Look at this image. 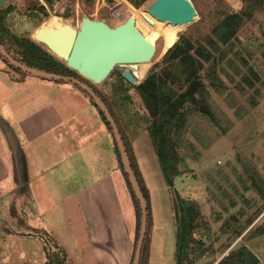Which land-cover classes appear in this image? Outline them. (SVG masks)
<instances>
[{"label": "rangeland", "instance_id": "rangeland-1", "mask_svg": "<svg viewBox=\"0 0 264 264\" xmlns=\"http://www.w3.org/2000/svg\"><path fill=\"white\" fill-rule=\"evenodd\" d=\"M96 1L102 8L97 13L96 9L84 8L86 15L94 12V17L116 26L136 14L131 6L149 9L155 0ZM192 1L198 15L185 24L179 40L188 39L196 47L204 45L212 57L201 58L203 94H199L198 102L186 105L187 122L175 140L183 171L174 187L179 195L167 186L147 131L152 116L139 87L145 80L141 73H136L140 83L133 84L123 79L122 69L127 67L118 65L102 83H89L107 98L126 136L132 139L137 135L149 185L142 176L149 198H156L160 217L165 220L171 216L172 227L178 232L175 197L198 204L201 216L194 233L196 242L184 264H221L226 255L243 245L253 250L258 264H264V236L255 238L249 232L247 239L239 237L251 219L264 214V0ZM233 12L238 13L242 24L237 36L223 43L215 30ZM20 22L22 19L13 27L19 35L27 29ZM161 42H155V55ZM5 44L16 52L14 57L21 56L16 39ZM148 69H171L184 78V66L178 60L162 57ZM182 82V87L174 83L175 88L184 89V79ZM54 118L60 120L55 122ZM103 120L92 97L73 82L19 70L0 52V264H101L92 256L88 261L83 258L87 236L83 225L87 222L78 194L80 184L86 186L88 179H95L115 162L105 160L108 144L99 141L98 129H104L115 143ZM19 144L25 154L20 167ZM53 149L59 152L44 162L40 154ZM119 166L122 168L121 163ZM122 200L123 205L109 198L104 202L106 210H113L104 220L112 221L118 208L128 212L129 200ZM232 215L240 216L237 225ZM177 232L173 249L166 239V253L161 255L162 243L156 241L151 259L146 238L143 264H179Z\"/></svg>", "mask_w": 264, "mask_h": 264}, {"label": "trees", "instance_id": "trees-1", "mask_svg": "<svg viewBox=\"0 0 264 264\" xmlns=\"http://www.w3.org/2000/svg\"><path fill=\"white\" fill-rule=\"evenodd\" d=\"M241 24L242 23L239 19L238 13H229L220 23V25L216 27L215 34L220 38L221 41H223V43H228L237 36ZM180 41L181 39L166 52L163 60L171 62L178 60L184 66V78L175 75L171 69H163L159 72H152L151 70L147 78L139 84L146 107L152 116L151 122L147 127V131L150 133L152 138L154 149L158 156L159 163L161 164L165 181L171 188L175 187L174 184L176 178L183 172L182 168L180 167L181 156L177 151V143L175 140L180 136L179 134L182 131L184 124L187 122L189 109L186 105L188 103L198 102L199 94H203V91L200 90V87H202L204 84L200 74L203 68L202 59L210 60L212 57V54L205 48L204 45H199L196 47L195 44L188 39L184 41L182 40V42ZM17 44H19V47L22 49V51H18L21 56H17L18 58L16 57L19 61L27 63L28 66H35L51 73L71 75L69 71L70 67L64 62L59 61L50 53L48 56L40 54L37 50L40 49L41 46L36 42L25 39L17 41ZM183 79L186 83V87L184 89L175 88L174 83L176 82H179L181 85L180 87H182ZM246 80H248L250 83L252 82V80L248 78ZM96 92L105 101L116 119L124 142L127 146V150L131 159V166L139 180L142 191L148 200L149 230L151 219L149 189L145 185L137 160L131 151V148L128 146V143L125 141V136L122 132V128L115 115V112L111 109L107 98L99 91ZM84 93L87 92L84 91ZM100 112L113 133L111 124L108 122L105 114L101 111V109ZM116 149L120 156L122 168L124 169L117 143ZM124 174L127 178L136 205L138 215V241L142 217L141 205L125 170ZM174 192L178 193V195L180 194L178 189H175ZM176 198L178 200H176ZM173 206H175L179 221L177 232V247L179 254L178 263L184 264V262L189 259L191 245L196 242L194 233L199 226L197 219L201 216V212L199 211L198 204L195 201L185 197H175ZM144 252L145 244L142 253L141 264H143L145 255ZM258 263V257L246 246H241L237 250H232L221 261V264Z\"/></svg>", "mask_w": 264, "mask_h": 264}, {"label": "water", "instance_id": "water-1", "mask_svg": "<svg viewBox=\"0 0 264 264\" xmlns=\"http://www.w3.org/2000/svg\"><path fill=\"white\" fill-rule=\"evenodd\" d=\"M5 2L6 0H0V5ZM149 11L163 20L181 24L193 21L198 15V10L192 0H155L149 7ZM148 19L153 22V19L149 17ZM36 37L47 43L56 53H59L70 67L96 84L102 83L116 66L151 60L157 51L156 44L137 28L134 15H130L126 21L116 26H112L104 20L92 19L86 16L83 18L80 30L70 24L50 29L43 26L37 31ZM0 52L12 65L22 71L54 80L73 82L86 91L105 114L113 129L124 170L129 176L133 190L141 205V227L132 263L141 264L148 232V200L131 166L127 146L109 107L97 92L81 79L72 75L51 73L35 66H28L15 58L5 48L1 40ZM122 75L133 84L140 83L137 74L130 68H123Z\"/></svg>", "mask_w": 264, "mask_h": 264}, {"label": "crops", "instance_id": "crops-1", "mask_svg": "<svg viewBox=\"0 0 264 264\" xmlns=\"http://www.w3.org/2000/svg\"><path fill=\"white\" fill-rule=\"evenodd\" d=\"M1 60H3V58H1ZM96 116L99 120L98 117L99 113H97ZM59 120H60L59 118L53 119V121L55 122ZM98 130H101L99 141H102L106 145L108 144V152L106 154L105 160L108 162L112 161V163L113 161L115 162L110 166L109 170H105L104 172L97 174L95 179H88L86 186L80 184L81 189L78 188L80 189L78 194L79 195L78 199H80L83 202L82 204L83 206L81 207L83 212H81V214L83 213L82 215L84 216L85 221L87 222L86 224L83 225L84 229L86 228L85 234H87L84 241L85 246L83 248V258L85 257V259L87 260L89 256H92V258L97 259L98 262L101 264H132L136 250L137 235H138V215H137L135 201L131 189L129 187L128 181L126 180V177L123 173V170L119 166L121 160L117 152L114 139L111 142L113 138L112 135L110 134L109 131L106 132L104 129H98ZM122 132L125 136L126 139L125 141L128 143V146L131 148V151L133 152L137 160L138 166L140 168V171L144 175L147 185H149L148 178L145 175L144 162H141V156H140L141 148L139 147L138 144L139 141L138 138L136 140L137 135H133V138L130 139L129 137L126 136L123 129ZM144 133L145 131L140 135ZM110 137L111 139L109 144ZM55 152H59L58 149L57 150L53 149V151H49V153L46 155L40 154V156H43V161L45 162V160L49 159ZM24 155H25L24 151L21 145L19 144V148L17 150V159H18L19 167L20 164H22V161L24 160L25 157ZM119 184L121 186H119ZM174 186L176 187V184H174ZM122 192L124 195L126 194V197L124 198L129 200L128 212L127 209L121 207L122 210L118 208L114 217L112 218V221L104 220V216L107 213L109 217L113 215V214H109V212H113V210H106L103 207L104 202L109 198V200L112 199L114 203L123 205L122 199L124 198ZM258 196L260 195L258 194ZM131 197L133 199H131ZM151 199H150L151 231L149 234V230H148L149 237H147L149 238L150 248H149L148 256L150 259L156 248V241H159V244L160 242L162 243V247L159 245L161 255L166 253L164 249L165 247H167L168 244H169L168 246H170V249H173V246L176 241V232H177L176 227L175 228L172 227V221L169 219V217L171 216H167L165 220H163L160 217L159 211L157 209L156 198L152 197ZM239 218H240L239 215H232L234 224L236 225L238 224ZM263 218H264V214H260L258 215V217L254 218L253 220L251 219L249 224L246 225V228L244 230L245 234L240 233L239 237L242 236V238L247 239L248 237L247 235L249 232L253 233L254 234L253 237L255 238L264 236V223L260 224V221ZM226 226L228 227L227 223ZM149 228H150V224H149ZM166 239L168 240L167 245H165ZM235 244L236 243H234L233 245ZM163 245L165 247H163ZM250 250L253 252L252 249Z\"/></svg>", "mask_w": 264, "mask_h": 264}, {"label": "flooded vegetation", "instance_id": "flooded-vegetation-1", "mask_svg": "<svg viewBox=\"0 0 264 264\" xmlns=\"http://www.w3.org/2000/svg\"><path fill=\"white\" fill-rule=\"evenodd\" d=\"M107 4L108 3H102L101 5L106 6ZM99 5V1L96 0H92L91 2H87V0H6L5 3L0 5V40L4 44L5 48L12 55H15L16 52L13 51L8 45H6L5 41L13 39L19 41L26 39L38 42L35 36L37 31L45 24L49 23L55 16L62 18L63 22L60 26L64 24H70L72 27L80 30L83 18L87 16L84 8L94 10L96 9L95 13H97V10L99 11V9L102 8L101 6L99 8ZM124 6L125 5H123V7ZM94 15V12H92L88 15V17L105 21V19H103L102 17L98 18L94 17ZM19 18L22 19V22L20 23H25L27 26V29H25V31H22V33L24 34L21 35H19L13 28L15 24H19ZM25 34H28V36ZM38 43L42 47L37 50L40 54L48 56L49 53L52 52L51 50L47 49L42 43ZM62 61H64V63L68 65L65 60L62 59ZM69 71L72 76L81 79L92 87V85L89 83V81L91 80L84 77L76 69L70 67ZM92 88L95 91H98L94 87Z\"/></svg>", "mask_w": 264, "mask_h": 264}, {"label": "bare ground", "instance_id": "bare-ground-1", "mask_svg": "<svg viewBox=\"0 0 264 264\" xmlns=\"http://www.w3.org/2000/svg\"><path fill=\"white\" fill-rule=\"evenodd\" d=\"M130 10L136 12V14H132L136 18V26L148 39H150L154 43H157L158 40L162 39L159 54L155 55L151 60L124 64L125 67L130 68L138 75L141 73L143 78L146 79L150 72L148 66L151 63H154L164 57L166 52L178 42L180 34L185 28L186 23H173L170 20H163L151 13L148 8H138L135 6H131ZM148 17L150 19H153V22H151ZM62 22V18L55 16L49 23L45 24L44 26L48 29L53 27H63L66 24L60 26ZM36 39L47 49L51 50L54 55L63 59V57L59 53H56V51L51 49L47 45V43H45L41 39H38L37 37Z\"/></svg>", "mask_w": 264, "mask_h": 264}]
</instances>
